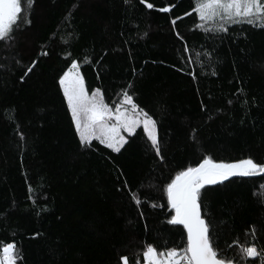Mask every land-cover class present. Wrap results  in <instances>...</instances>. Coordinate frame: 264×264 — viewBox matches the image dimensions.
<instances>
[{
  "label": "trees",
  "instance_id": "obj_1",
  "mask_svg": "<svg viewBox=\"0 0 264 264\" xmlns=\"http://www.w3.org/2000/svg\"><path fill=\"white\" fill-rule=\"evenodd\" d=\"M192 8L193 0H34L0 40V241L16 244L17 264H143L146 244L186 243L182 226L167 223L163 192L177 171L205 154L264 163V28L206 32ZM73 59L89 93L100 88L111 107L131 82L134 102L158 121L163 160L141 127L120 153L95 140L81 147L59 85ZM262 194L264 175L204 192L222 255L239 259L253 227L264 245Z\"/></svg>",
  "mask_w": 264,
  "mask_h": 264
},
{
  "label": "snow or ice",
  "instance_id": "obj_2",
  "mask_svg": "<svg viewBox=\"0 0 264 264\" xmlns=\"http://www.w3.org/2000/svg\"><path fill=\"white\" fill-rule=\"evenodd\" d=\"M124 2L128 3L129 0ZM140 2L145 3V0ZM33 4L34 0H23V5L22 0H0V40L12 35L14 25L20 20L25 6L31 9ZM146 7L152 9L154 6L147 3ZM160 11L167 12L169 8L165 7ZM192 11L202 22L197 28H204L206 32L226 33L229 30L227 25L236 23L264 28V0H193ZM25 23L30 24V18L25 19ZM177 35L179 36V33ZM184 51H189L187 45ZM32 63L35 64L36 61ZM31 71L32 68H28L25 76ZM23 79L22 76L21 80ZM59 85L81 147L90 148L95 140L107 149L120 153L136 130L142 126L156 156L164 159L157 132L158 121L134 102L133 95L129 94L131 82L122 90L120 103L113 108L105 102L100 88L89 94L80 74V64L73 59L68 70L59 78ZM123 133H127V137ZM18 135L21 140L25 139L22 131ZM260 174H264V163L256 162L252 157L226 162L216 160L209 154L203 155L195 166L189 165L177 171L163 187V192L166 195L167 208L171 210L167 223L182 226L186 233V243L182 239V247H168L165 241L164 247L160 249L154 244H146L142 251L143 264H248L249 260L255 261L258 257L262 258L264 264V245L258 246L254 227L251 228L252 241L239 245V259L222 255L218 241L213 240L211 224L206 219L207 213L203 211V196L209 186L223 184L231 177ZM132 198L137 205L141 203L138 195ZM231 247L232 245H229V248ZM19 258L14 242L0 241V264H17ZM120 260L122 264H129L127 256H121ZM134 264H141L140 259L137 258Z\"/></svg>",
  "mask_w": 264,
  "mask_h": 264
},
{
  "label": "rangeland",
  "instance_id": "obj_3",
  "mask_svg": "<svg viewBox=\"0 0 264 264\" xmlns=\"http://www.w3.org/2000/svg\"><path fill=\"white\" fill-rule=\"evenodd\" d=\"M200 23H202V22L200 21ZM69 67H70V66H69ZM61 91H62V89H61ZM62 94H63V91H62ZM89 94H91V93H89ZM65 101H66V100H65ZM114 107H115V106H114ZM114 107H113V108H114ZM141 128H142V126H141ZM142 129H143V128H142ZM123 134H124L126 137H127V135H128L127 133H123ZM145 135H146V134H145Z\"/></svg>",
  "mask_w": 264,
  "mask_h": 264
},
{
  "label": "water",
  "instance_id": "obj_4",
  "mask_svg": "<svg viewBox=\"0 0 264 264\" xmlns=\"http://www.w3.org/2000/svg\"><path fill=\"white\" fill-rule=\"evenodd\" d=\"M261 175H264V174H260V175H257V176H261ZM251 177H255V176H251ZM231 178H234V177H231ZM248 178H250V177H248Z\"/></svg>",
  "mask_w": 264,
  "mask_h": 264
}]
</instances>
